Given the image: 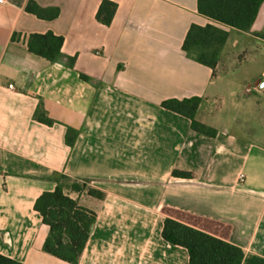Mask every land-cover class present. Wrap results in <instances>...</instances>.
<instances>
[{
	"label": "crops",
	"instance_id": "obj_1",
	"mask_svg": "<svg viewBox=\"0 0 264 264\" xmlns=\"http://www.w3.org/2000/svg\"><path fill=\"white\" fill-rule=\"evenodd\" d=\"M31 1L59 17L28 13ZM103 1L0 5V255L69 264L44 252L49 228L35 209L58 173L104 195L70 194L97 217L79 264H189L163 238L167 219L241 248L243 264H264V94L246 93L264 76V2L250 32L225 28L211 69L182 49L192 25H216L198 0H108L118 5L109 27L97 20ZM49 32L65 40L60 64L28 50L32 34ZM239 48L252 53L240 64ZM195 97L196 121L215 136L162 107ZM68 129L79 132L72 147Z\"/></svg>",
	"mask_w": 264,
	"mask_h": 264
},
{
	"label": "trees",
	"instance_id": "obj_2",
	"mask_svg": "<svg viewBox=\"0 0 264 264\" xmlns=\"http://www.w3.org/2000/svg\"><path fill=\"white\" fill-rule=\"evenodd\" d=\"M263 2L264 0H198L199 14L214 21L216 25H192L183 43V51L199 64L215 69L229 38V32L225 28L250 32ZM117 9L116 3L104 0L98 10L97 20L107 27L111 26ZM26 10L44 20H54L60 15L59 9H45L34 1L29 2ZM259 37L264 40V33ZM64 41L63 37L52 32L32 34L29 37L28 50L52 64H60L63 61ZM66 66L73 69L75 58H69ZM81 77L87 82L90 81L85 75ZM201 101L197 97L171 99L164 101L162 107L191 120L193 130L215 136V130L195 119ZM35 117L47 125L53 124L41 108L37 110ZM78 135L79 132L68 129L67 144L72 147ZM51 181L56 184L55 190L43 193L35 204L44 225L49 228L44 252L69 264H79L97 217L70 194L87 192L98 199H103L104 195L89 188L87 182L73 180L64 174H54ZM163 238L172 245L185 248L189 253V264H243L245 258V252L241 248L173 219L165 221ZM0 264L22 263L0 255Z\"/></svg>",
	"mask_w": 264,
	"mask_h": 264
},
{
	"label": "rangeland",
	"instance_id": "obj_3",
	"mask_svg": "<svg viewBox=\"0 0 264 264\" xmlns=\"http://www.w3.org/2000/svg\"><path fill=\"white\" fill-rule=\"evenodd\" d=\"M251 52L250 51H244V52H240V48L237 50L236 52V60H237V63L240 64L243 60H247V58L251 57ZM238 69V68H237ZM237 69H233V68H230V67H227V69L225 70L228 74L230 73H233L235 72V74L241 76L238 80H243L246 75L244 74H241V72H237ZM245 70H247V73L248 75L252 76L255 74V70H256V67H254V65L252 63H248L247 66L245 67ZM223 71V69L221 70ZM245 76V77H244ZM244 77V78H243ZM252 85V84H251ZM250 85V86H251Z\"/></svg>",
	"mask_w": 264,
	"mask_h": 264
},
{
	"label": "built area",
	"instance_id": "obj_4",
	"mask_svg": "<svg viewBox=\"0 0 264 264\" xmlns=\"http://www.w3.org/2000/svg\"><path fill=\"white\" fill-rule=\"evenodd\" d=\"M5 4H6V0H0V5H5ZM11 89H13L12 86H11ZM246 93L247 94H252V93L264 94V76L257 84L248 86L246 88Z\"/></svg>",
	"mask_w": 264,
	"mask_h": 264
}]
</instances>
